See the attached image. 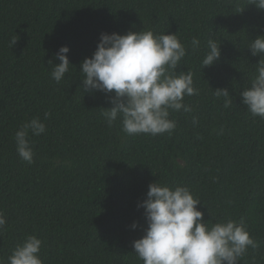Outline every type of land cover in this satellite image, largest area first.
<instances>
[{"label":"trees","instance_id":"16d2710c","mask_svg":"<svg viewBox=\"0 0 264 264\" xmlns=\"http://www.w3.org/2000/svg\"><path fill=\"white\" fill-rule=\"evenodd\" d=\"M143 29L178 36L187 54L176 74L190 71L199 90L184 97L191 111L170 112V134L129 136L119 118L109 127L106 96L82 90L80 63L100 34ZM257 36H264V10L249 0H0L3 264L28 235L41 239L43 264H143L131 245L147 227L138 204L154 181L187 187L205 221L243 220L258 247L238 264H264V119L239 95L264 60L248 49ZM210 38L220 42V58L202 68ZM62 46L74 67L57 84L48 61L59 63L53 54ZM217 89L228 91L231 106ZM33 117L46 132L29 133L27 163L14 137Z\"/></svg>","mask_w":264,"mask_h":264},{"label":"clouds","instance_id":"9594fccd","mask_svg":"<svg viewBox=\"0 0 264 264\" xmlns=\"http://www.w3.org/2000/svg\"><path fill=\"white\" fill-rule=\"evenodd\" d=\"M249 4L264 10V0H249ZM17 40V36L10 39V48ZM219 43L208 39L202 68L219 60ZM191 45L198 48L200 41L193 38ZM248 49L252 56H264V36L252 40ZM68 52L69 48L62 46L53 54L59 63L48 61L52 65L51 78L57 84L69 73L70 66L74 67L67 58ZM186 54L175 33L157 35L144 29L125 34L101 33L91 57L80 63L82 90L106 96L112 105L102 112L107 126L111 127L119 118L122 131L129 136L170 134L176 128V122L169 118L170 112L191 111L183 102L184 97L199 93L190 71L176 74ZM256 73L251 87L239 95L253 117L264 119V60L256 64ZM215 94L226 98L225 107L232 105L226 89H217ZM48 116L45 113L46 119ZM45 132L46 125L39 117H33L15 132L16 153L22 161L33 162L29 133L38 136ZM200 203L185 186L171 188L156 181L150 183L146 199L138 204L144 209L147 227L131 245L137 259L143 264H238L249 248L258 247L243 220L210 223L197 209ZM5 224L0 212V229ZM131 227L135 229L137 224ZM41 246V239L28 235L13 248L7 257L8 264H43Z\"/></svg>","mask_w":264,"mask_h":264}]
</instances>
